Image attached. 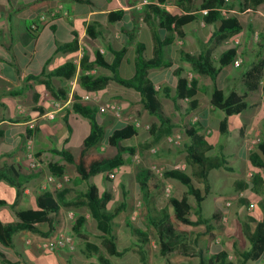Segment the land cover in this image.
I'll return each mask as SVG.
<instances>
[{
  "label": "trees",
  "instance_id": "trees-1",
  "mask_svg": "<svg viewBox=\"0 0 264 264\" xmlns=\"http://www.w3.org/2000/svg\"><path fill=\"white\" fill-rule=\"evenodd\" d=\"M71 1L84 2V0ZM261 1L252 0L251 3L256 5ZM156 2L163 4L165 0H156ZM48 4L49 0H38L22 5L18 9L38 11ZM176 4L188 11L193 8V0H176ZM220 8H224L227 12L231 9L230 4L225 0H203L198 11L206 10L205 15L186 13L176 16L152 2L147 5L143 18L150 29L151 55L144 58V45L138 44L132 77H123L118 71L125 50L112 51L114 58L111 61L106 60L99 53L96 54L92 66L98 67L108 75L81 74L79 76V84L87 92H99L105 89L110 81L125 89L135 91L143 109L158 121V124L151 126L150 135L156 132H169L174 127L169 117L163 112L160 92L172 101L176 111L182 112L179 127L187 139V143L184 144L186 169L184 171L167 169L163 171L162 178L179 182L185 187V193L180 197H169L166 201L168 208L162 207L164 205H161L164 189L162 182L156 178L153 170L139 168L135 174L133 189L146 209L145 222L148 230L144 231L131 222L126 224L130 234L140 242L139 248L142 249L151 240L154 241L158 256L164 258L166 264H169L167 257L170 254L197 258L198 264H248V262L264 264V139L259 141L249 153L248 163L252 171L250 180L235 181L242 192L239 204L243 206L253 204L254 207V210L246 215L245 220L240 221L244 239L233 241L230 246H227L235 260L229 259L230 254L227 250L209 254L211 245L217 239V234L226 231L221 209H215L208 218L203 214V202L211 191L210 173L214 170L233 171V169L229 165L230 157L223 152V145L216 146L210 143L207 135L203 133L204 126L195 118L199 113L211 107L223 112L225 117L220 121L218 131L225 136L228 132V117L241 115L259 105L258 100L249 101L248 95L260 92L264 96V27L255 41L254 60L241 75L244 92L240 94L231 89L225 93L223 89L217 87L216 79L221 70L236 59L237 47L228 48L216 59L213 57V50L225 41L238 36L243 29L236 16H223L219 11ZM122 15V11L111 12L108 20L111 23L117 22ZM197 20H202L205 25L215 24L214 30L199 53L183 52L180 60L189 64L196 76L208 77L211 80L210 96H198V81L194 78L188 80L182 76V69H176L174 72L177 78L174 95L170 94L171 89L167 86L159 92L148 74L150 70L166 67L163 60L164 49L172 42V37L162 38L159 31L164 30L178 38H183L185 35L183 28ZM74 46H76L75 41L65 44L64 48ZM84 61L85 59L82 58L80 68L89 70L91 67L83 66ZM74 73L75 67L71 63H66L55 69L51 76L70 79ZM73 100V112L88 119L90 132L84 139L77 156L65 149L51 150L53 154L60 156L64 164L49 162L47 170L56 178H61L66 174V165H72L71 181L74 188L64 187L56 193L45 191L36 198L35 208L16 213V221L3 222L0 219V245L12 248L13 236L21 231L50 236L55 231L53 216L58 213L61 206L78 207L86 204L96 222L97 231L92 239L99 242L109 256H120L121 253L117 250L116 237L113 233V220L126 209V196L130 191H125L124 186H121L124 200L114 205L112 195L106 190H100L91 178L97 174H107L113 169H121L125 164L130 163L138 147L128 141L138 137V130L133 124H126L113 130L107 136L108 146L116 150L111 156L90 153L89 150L102 141L105 131L96 118L97 109L81 102L77 95L73 97ZM181 102H185V105ZM240 130L242 131L243 128L240 127ZM42 155V153L37 154L40 162H42ZM9 171H13L16 176L20 177L18 183L5 177L8 182L18 188L21 184L41 174V170L31 171L21 168L16 170L11 168ZM103 180L109 181L107 177ZM82 184L86 185V189L77 190L76 187ZM190 198L194 202H190ZM4 204V201H0V206ZM84 223V217H77L72 225V232L80 234ZM201 236L205 240L202 245H199L198 240ZM242 240L247 242L246 248L238 244V241ZM86 249L98 253L99 248L93 243H87ZM138 253L141 262L146 264L143 253L141 251ZM100 260L103 264H109L105 259L100 258ZM0 261L8 262L2 252H0Z\"/></svg>",
  "mask_w": 264,
  "mask_h": 264
},
{
  "label": "crops",
  "instance_id": "crops-1",
  "mask_svg": "<svg viewBox=\"0 0 264 264\" xmlns=\"http://www.w3.org/2000/svg\"><path fill=\"white\" fill-rule=\"evenodd\" d=\"M36 1L38 0H0V201L5 202L4 205L0 206V219L3 222L16 221V213L18 211L35 208L36 198L43 193L40 185L44 180V173L42 174V172L46 171L47 164L49 162L64 164L60 156L53 154L51 150L65 149L69 151L68 141L65 139L60 143L57 137L64 128H67L71 133L72 129L68 121L72 120L80 123L86 120L89 123L87 118L73 112L72 103L75 95L79 96L81 100L85 94H92V99L83 103L95 109L107 101H116L120 103L124 111H128L129 116L134 113L131 109L133 108L132 103L139 101L138 94L135 91L125 89L113 81H110L107 87L101 90L102 93H99L101 91L87 92L80 86L79 76L81 74L92 76L108 75V73L98 67L92 66L96 54L99 53L106 60L111 61L114 58L112 51L125 50L118 71L125 61L132 63L134 70L138 44L144 45L143 57L148 58L151 55L152 41L149 26L144 22L143 18L147 5L152 2H155L157 6L165 9L171 15L180 16L186 13L205 15L202 12L203 10L198 11L203 0H193L191 11L177 6L176 0L170 2L169 5L160 4L156 0H147L146 3L143 2L144 0H84V2L80 3L71 0H49V4L38 11L25 8L18 9L22 5ZM225 1L230 4L231 8L227 15L236 16L243 29L238 36L221 44L213 57L216 59L223 51L236 46V58H241L243 62H250V55L254 51L257 35L264 27V0L256 5H252V0ZM114 11H122L123 15L119 21L111 23L108 20V16ZM33 25L36 28H33ZM214 27L215 24L205 25L202 20H197L195 23L183 28L185 34L183 38H178L164 30L159 31L162 38L172 37V42L164 49L163 60L166 67L150 70L148 74L158 91H161L163 87L170 86L173 91L170 94L174 95L177 82L174 72L176 69H182V76L188 80L194 78L198 81V94L201 92V77L196 76L192 72L190 65L183 63L180 57L183 52L189 54L199 53L204 48ZM73 41L76 42V46L64 48L65 44ZM82 58L85 59L83 66L91 67L89 70L80 68ZM66 63H71L75 67V73L72 78L65 79L51 76L55 69ZM234 69L236 68L230 64L221 70L216 79L218 88L221 89L217 84L221 76L224 77L221 83L222 87L232 88L238 76L237 71H234ZM224 70H226V73L222 74ZM56 100L67 102L65 109L58 114L57 119L54 121H38L35 129L33 131L29 130L27 124L39 114L50 110L52 102ZM181 103L185 105V102ZM210 110L212 113L207 116L206 123L217 111L212 107L204 111L209 112ZM177 112H179L181 119L182 112ZM201 113L204 112L202 111ZM198 116L195 119L199 122ZM111 117L109 114H100L97 111L96 118L104 128V131L106 127L112 129V131L116 129V124ZM151 121L156 122V119H151ZM207 124L206 127H208ZM240 127L238 130H240ZM207 134H209V130L206 132ZM28 138L32 140L36 157L38 153L43 154L41 162L43 168L39 176L21 184L18 188L8 182L5 177L18 183L20 177L16 176L13 171H9V169L14 168L16 170L21 168L27 170L25 144ZM134 144L138 145L137 143ZM66 170L68 171V165H66ZM172 183L176 186L177 182L174 183L172 181ZM69 188L74 187L71 185ZM177 189L180 196L186 190L176 187V189H173L172 196H174V192ZM48 192L56 193L57 191ZM132 194L138 196L133 187L129 195ZM113 201L116 200L113 198ZM162 204H164L162 207L168 208L163 197L161 198ZM127 206L128 204H126V209L122 212L127 211ZM69 208L86 209L87 213L84 219L88 227V235L82 237V242L76 244L74 252H68L67 249H63L66 251H55H58L57 253L63 257L64 262L62 264H103L100 258L107 260L109 264H115L114 259H121L125 252H131L143 264L139 251L143 253L146 264H153V260L157 258L161 259L159 264H166L165 259L158 256L154 241L151 240L140 249V242L126 228V224L131 222L134 226L144 231L148 230L145 222V207L142 211L143 214L134 222L126 219L127 217L124 218L122 223L117 221L122 212L113 220L115 243L118 252L121 254L120 256H109L99 242L92 239L97 231L96 222L92 218L90 209L86 204L78 207L61 206L58 213L53 216L55 231L50 236H42L28 231L16 233L13 236L12 248L0 245V252L5 255L8 261L7 263L0 261V264L25 263L28 249L37 254H42L44 250L48 251V249L42 248L41 244L44 241L54 239L58 229H61V225H65L67 222L65 211L67 210L64 209ZM223 221L226 222L224 213ZM225 224L227 226V222ZM224 236H226L224 232L217 234V239L211 245L209 254H214L212 253L214 246L220 247L217 252L221 250L229 251L227 246H230L233 241L228 242L225 239L223 242L220 238H224ZM200 238H203L204 242L205 238L203 236ZM123 239L128 242L124 244ZM218 240L220 241L218 242ZM87 243L97 245L99 248L98 253L88 251L86 249ZM170 255L167 257L169 261ZM189 263L198 264V259L182 256L179 260V264Z\"/></svg>",
  "mask_w": 264,
  "mask_h": 264
},
{
  "label": "rangeland",
  "instance_id": "rangeland-1",
  "mask_svg": "<svg viewBox=\"0 0 264 264\" xmlns=\"http://www.w3.org/2000/svg\"><path fill=\"white\" fill-rule=\"evenodd\" d=\"M217 50L218 47L213 50V56L215 55ZM250 58L251 60H254L253 53H251ZM251 60L250 62H243L241 59V63L239 64V66L235 67L236 69H234V71H237L238 76L232 88L227 86L222 87L223 85L221 83L224 79V77L222 76L217 82L218 86H220L225 93L233 89L242 94L244 92V88L241 82V75L243 70L249 67ZM119 72L121 76L130 77L133 73V64L125 61L119 69ZM225 73L226 70L222 72V74ZM211 90V80L208 77H201V92L198 94V96L209 97ZM172 92L173 91L171 88L170 93ZM99 93H102V91ZM160 98L162 102L163 112L167 117H169L171 124L174 125V127L169 132H156L153 135H150L149 131L150 129H152V124H158V121L155 117L145 112L139 101L132 103L134 109H131L134 111V113H132L131 116H129L127 110H123L121 119L118 120L114 117H111L116 124L115 128L123 127L126 124H133L136 121L139 122V127L137 128V130L138 133H140L136 139L134 138L128 141L129 143L132 142L138 144V150L136 153L138 155L137 158L132 157L130 163H127L123 167H121V169H118L117 175L114 180H103L105 177H107V174H97L91 178V181L97 184L100 190H106L112 195V197L116 200L114 201V205H116V203H118L119 201L124 200L121 186H124L125 191H131V188L135 183V174L141 167L153 170L156 178L162 182L163 187H165V185L171 186L170 195L166 197L163 194L162 196L165 201H167V199L172 196L174 188L176 189V187H181L185 189L182 184H178L179 182L176 181V183L174 181V183H176V186H174L172 183L173 180H165L161 176L163 171L167 169H175L177 166L186 165L184 161V144L187 143V139L179 127V112L174 109L172 101L164 98L161 92ZM248 100H258L259 105L254 109L247 110L242 115H233L228 117V132L225 136H222L218 131L219 123L225 117L223 112L217 110L216 113H214V115L208 119V124L206 123L208 118L207 116L212 113L211 110L209 112L203 111L204 113H200L198 116L199 122L205 128L203 133L206 134V132L209 130V134H207L208 141L211 143L223 145V152L230 157L229 165L233 169V171H211L209 182L211 185V191L202 205L203 214L207 218L210 217L215 208L219 207L221 210H223L224 217L227 222L226 231L224 232L227 237L224 236V238H220V240L222 239L223 242L225 241V239L228 242H237L238 239H244L241 233L242 228L240 225V221H244L246 215L254 210V207L252 206L253 204H250V206H243L239 204L242 192L238 189V186L235 183V181L250 180L252 171L250 170L248 163L249 153L256 147L259 141L264 139V96L260 92L253 94L250 93L248 95ZM151 119H156V122L151 121ZM68 123L72 129L71 133L67 128H64V130L59 133L57 137L59 138L60 143H62L66 139L68 141L67 144L69 146V151L74 156H77L81 149L83 140L90 132V125L86 120L80 123L69 120ZM206 124L208 127H206ZM240 126H242L243 128L242 131L238 130ZM111 131L112 129H108L106 127L102 141L99 142L95 147L91 148L89 152L99 153L104 156L113 155L116 150L114 148H111L107 144V136L111 133ZM170 135H180V144H169L166 141V137ZM124 144L126 143L124 142ZM151 149H155L156 152L151 153ZM125 157H127V155H125ZM45 170L48 171L47 167L45 168ZM72 170L73 166L68 165V171L66 170V173L68 174L66 175L69 177V181L64 184V187H69L71 185L73 186V183L71 181ZM46 171L41 172L43 174ZM76 189L79 191H84L86 189V185L82 184L76 187ZM174 196H180L178 189L174 192ZM126 199V202L128 204L127 211L122 212L119 216L120 218L117 219V221H120L121 223L123 222L125 217H127L126 219H130V221L134 222L140 215L143 214L142 211L144 209V206L140 201V197L134 196L132 194L127 195ZM190 202H194L192 198H190ZM226 202L231 203L230 206H227L228 209L225 206ZM64 210H67L65 211L67 214V222L65 223V225H61L62 227H60L61 229H58V231H63L68 233L69 235H72L74 239V252L76 250V244L82 242V237H86V235H88V227L85 223L80 234H74L71 230V227L78 216L84 217L87 212L85 208H69ZM69 213L72 214L71 217ZM258 213L260 212L258 211ZM220 240H218V242ZM198 241L199 245H201L203 242V238H199ZM127 242L128 241H126V239H123L124 244H126ZM238 244H242V246L245 248L247 247V242H244L243 240L238 241ZM223 247L225 248L224 245ZM219 248L220 247L218 246H214L212 248V253L217 252ZM69 251L71 250H68V252ZM57 252L44 250L42 254H37L31 249H28L25 263L22 264H30L31 262V264H62V262H64V259ZM228 252L230 254L229 259L231 261H234L235 257L233 253L231 251ZM181 257L182 256L177 254H171L170 261L168 260L169 264H179V260L181 259ZM160 262V258L153 260V264H159ZM114 263L141 264L138 258L131 252H125L124 255L121 256V259L115 258ZM259 263L260 262H248V264Z\"/></svg>",
  "mask_w": 264,
  "mask_h": 264
},
{
  "label": "built area",
  "instance_id": "built-area-1",
  "mask_svg": "<svg viewBox=\"0 0 264 264\" xmlns=\"http://www.w3.org/2000/svg\"><path fill=\"white\" fill-rule=\"evenodd\" d=\"M175 0H165V2L163 3L166 5H169L170 2H173ZM144 3L147 2V0L143 1ZM220 13L223 16H227V11L224 8H220L219 9ZM204 14H206V10L202 11ZM43 19V17H42ZM41 19V20H42ZM33 28H36L35 25H33ZM241 63V59L240 58H236L234 60V62L232 63L233 67H238L239 64ZM90 73V72H88ZM92 99V94L87 93L85 94L82 98H81V102H87L90 101ZM66 103L64 100H56L52 102V106L51 109L39 114L38 116H36L33 120H31L28 124H27V128L31 131H33L36 127V124L38 121L41 120H47V121H54L57 119L58 114H60L66 107ZM97 111L100 114H109L112 117H114L115 119H121L122 118V112H123V108L120 105V103L116 102V101H107L101 105H99L97 107ZM133 125L138 128L139 127V122H135L133 123ZM180 140L181 137L180 135H170L168 137H166V141L169 144H180ZM26 168L27 170H42V164L41 162L38 160V158L36 157V154L33 150V146H32V140L31 139H27L26 144ZM151 153H155L156 150L155 149H151L150 150ZM137 154H135L133 157L137 158ZM186 168V165H181V166H177L175 169H179L184 171ZM118 169H113L112 171L107 173V178L109 180H114L116 175H117ZM162 176V174H161ZM69 181V177L65 174L63 177L61 178H56L54 175L50 174L49 172H44V180L40 185V189L45 192V191H60L64 188V184L67 183ZM171 193V186L170 185H165L164 189H163V194L164 196L168 197ZM231 203L230 202H226V206H230ZM70 217L72 216L71 213H69ZM42 248L44 249H48L51 251H56V250H63V249H67V250H74V239L72 237V235H69L66 232L63 231H58L54 237V239L49 240V241H44L41 244Z\"/></svg>",
  "mask_w": 264,
  "mask_h": 264
}]
</instances>
